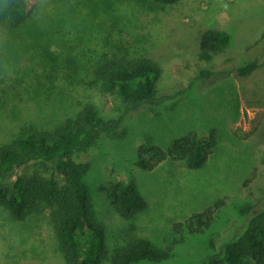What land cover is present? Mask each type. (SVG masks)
I'll return each mask as SVG.
<instances>
[{
  "label": "rangeland",
  "instance_id": "rangeland-1",
  "mask_svg": "<svg viewBox=\"0 0 264 264\" xmlns=\"http://www.w3.org/2000/svg\"><path fill=\"white\" fill-rule=\"evenodd\" d=\"M24 26L0 28V144L28 126L52 129L86 104L118 118L119 96L94 82L97 68L115 57L149 58L162 70L161 96L186 89L204 70L223 72L197 79L186 94L160 107H147L124 122L123 136L105 134L87 154L83 183L93 218L106 229L102 264L136 238L160 249L173 246L162 261L139 264H208L239 236L252 214L264 209V0H32ZM207 30L229 34V44L210 61H200ZM257 62L249 75L238 69ZM172 101V102H170ZM217 146L207 163L192 170L184 161L162 162L152 171L138 167V149L152 144L167 151L187 136ZM37 167L21 174L31 176ZM133 183L147 208L130 218L110 203L112 184ZM222 202L204 234L170 236L173 225ZM50 212L15 220L0 204V264H69Z\"/></svg>",
  "mask_w": 264,
  "mask_h": 264
},
{
  "label": "trees",
  "instance_id": "trees-1",
  "mask_svg": "<svg viewBox=\"0 0 264 264\" xmlns=\"http://www.w3.org/2000/svg\"><path fill=\"white\" fill-rule=\"evenodd\" d=\"M32 0H0V28L15 29L24 26ZM159 4H174L178 0H153ZM230 42L228 33L205 31L200 40V61H210ZM257 68L251 62L238 74L246 76ZM162 70L149 58L115 57L100 65L94 82L106 94L117 95L123 105L118 118L105 117L92 104H86L72 119L52 129L28 126L10 143L0 144V204L15 220H24L31 214L50 212L58 224V241L69 264H102L106 253V229L92 215V202L83 183L89 172L88 159L77 162L75 155L87 154L96 147L102 135H124V122L141 110L160 107L186 94L197 79L212 78L223 72L204 70L186 89L173 95L161 96L157 82ZM172 102V101H170ZM217 146L214 132L206 140L187 136L175 141L165 151L152 144L138 149V167L152 171L162 162L184 161L192 170L202 168ZM37 167L31 176L21 174L22 169ZM110 203L125 218L141 213L147 202L135 184H112L107 190ZM223 208L216 202L202 213L191 215L173 225L170 236L204 234ZM253 207L241 208L247 221L242 233L222 247L224 264H264V209L252 214ZM174 249H160L149 239L136 238L118 249L113 264H139L144 261L168 259ZM208 264H219L217 256Z\"/></svg>",
  "mask_w": 264,
  "mask_h": 264
}]
</instances>
